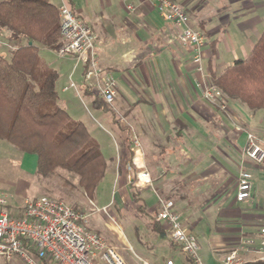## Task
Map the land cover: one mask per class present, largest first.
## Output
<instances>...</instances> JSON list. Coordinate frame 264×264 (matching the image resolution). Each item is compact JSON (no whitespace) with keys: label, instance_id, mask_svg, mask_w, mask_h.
Instances as JSON below:
<instances>
[{"label":"crops","instance_id":"obj_1","mask_svg":"<svg viewBox=\"0 0 264 264\" xmlns=\"http://www.w3.org/2000/svg\"><path fill=\"white\" fill-rule=\"evenodd\" d=\"M64 1L96 33L98 60L117 78L115 107L126 120L128 118L136 125L143 139L144 155L140 158L151 173L154 189L134 185V172L130 170L133 151L126 124L112 122L108 112L95 109L111 127L115 139L116 155L104 156L107 163L116 161L111 169L120 183L116 194L121 206L125 209L128 206L121 189L125 176L129 186L134 185L133 188L131 185L132 192L139 193L137 199L130 193L128 201L134 204L131 211L144 215L151 230L162 237L170 239L168 225L154 219L159 210L158 196L174 201L176 210L192 232L203 229L205 218L215 214L218 218L209 228L216 233H193L198 237L200 248L207 244L217 255L213 261L218 264L224 255L217 254V249L228 243L225 233L253 228L249 234L256 235L257 222H264V163L239 161L238 154L242 155L247 142V130L230 127L223 137L224 143L217 141L219 135L210 124L214 120L219 124L221 116L203 98L202 90L205 83L209 84L212 76L219 73L218 65L224 70L241 59L239 56L248 57L264 32V0H175L188 13L189 25L206 36L202 48V73L193 63L195 47L178 39L180 28L164 21L152 1L101 0V11L92 9L94 7L89 10L81 1ZM61 2L58 0L56 5ZM129 5L134 9H129ZM77 92L82 95L80 90ZM91 116L89 122H97L98 118L94 114ZM254 118V114H249L248 123L253 130L250 132L264 140V130L259 129V121L253 122ZM77 120L82 121L91 133L84 120ZM146 149L153 152V162L147 160ZM208 149L220 154L221 160L207 156ZM20 161L33 164L37 157L24 153ZM242 170L253 173L254 183L252 197L240 202L237 200V180ZM169 182L175 183L176 188L164 193L165 184ZM209 183L211 185L207 187ZM226 183H232V192L223 189ZM197 196L201 198L200 202L194 201ZM229 221L234 226L221 229ZM154 222L162 226L161 232L154 229ZM221 223L224 225H219Z\"/></svg>","mask_w":264,"mask_h":264},{"label":"built area","instance_id":"obj_2","mask_svg":"<svg viewBox=\"0 0 264 264\" xmlns=\"http://www.w3.org/2000/svg\"><path fill=\"white\" fill-rule=\"evenodd\" d=\"M150 1L164 21L180 28L178 39L195 47L193 63L202 73L205 34L189 25L188 13L175 0ZM128 8L134 9L133 5ZM58 11L62 41L57 50L58 55L74 57L75 68L82 64L83 86L95 91L97 100L105 108L116 109L117 78L112 70L103 67L98 60L96 33L66 1L62 0ZM68 87L78 91L79 86L73 74ZM202 93L203 98L211 103L222 97V92L213 84L205 83ZM80 98L86 106V96L80 95ZM117 113L118 119L126 123L125 117ZM130 142L133 151L130 170L134 172L132 180L135 187L154 189L151 173L140 158L144 155L141 142L133 131L130 132ZM243 154L252 163H264V140L249 132ZM253 181L252 172H240L237 180L238 201L243 202L252 197ZM158 203L159 210L154 219L168 225L170 239L188 254L193 264H207L199 254L198 237L185 225L174 201L158 196ZM9 204L6 197L0 194V257L5 260L19 259L23 264H126L116 248L109 245L104 237L87 229L86 215L71 205L41 196L26 200L20 214L14 215ZM241 242L242 245L228 251L218 264L264 262V224L260 225L256 235L247 236ZM248 251H252L256 257L247 258ZM168 264H172V261H168Z\"/></svg>","mask_w":264,"mask_h":264},{"label":"rangeland","instance_id":"obj_3","mask_svg":"<svg viewBox=\"0 0 264 264\" xmlns=\"http://www.w3.org/2000/svg\"><path fill=\"white\" fill-rule=\"evenodd\" d=\"M52 1L55 4L58 3V0ZM79 1H81L83 6L87 7L89 10L92 7H94L92 9H96L97 11L103 10L101 0H77V2ZM14 47V43L10 40L7 31L0 30V52L9 56L10 50ZM40 56L47 66L58 71L59 78L57 81V90L60 95L59 104L66 108L74 119H82L89 125L92 136L102 144V151L106 157L109 158L115 156L116 143L114 136L111 134V127L106 123V120L100 117L95 111V108H93L91 104L92 99L89 95L81 92L82 95H85L87 98L86 107L85 102L81 100L77 90L68 87L70 85L71 75L73 74V79L77 81L79 86L78 90H82L84 87L82 77L84 69L83 65L79 64L75 68L76 60L74 57H61L58 55L57 51L45 47H41ZM239 58L244 59L243 55L239 56ZM222 69L223 66L218 65L219 73ZM208 83L212 84L210 80ZM64 86H67V90L63 89ZM99 102L102 103L101 101ZM209 103L211 104L212 109L221 116V122H219V124L216 120L212 121L213 123L210 124L213 125L214 130H216L219 135L217 141L224 143L225 139H223V137L227 134L226 131L233 126L238 130L243 129L249 132L253 131L248 123L249 114L255 115L253 122L259 121L257 123L260 126L259 129L262 131L264 130V108L251 110L246 104L236 99L229 98L223 93L222 97L215 103ZM103 109L108 112V118H110V121H120L118 119L119 115L117 109H107L105 107ZM93 114L98 118L97 122L92 121L96 125L89 122V119L92 120L91 115ZM126 121V132L129 133V137L130 132L133 131L142 145L143 139L138 129L136 130V125H132L131 120L128 118ZM203 128H205V126H203ZM3 144L7 145V147H3ZM146 150L147 160L153 162V152L148 149ZM211 150L212 149H208V152L205 154L211 158L221 160V155ZM12 152L13 154L11 155ZM22 155H24V153L14 146L9 145L5 141L0 142V194L4 195L9 201V209L14 215L23 208L26 200L47 196L56 200H61L71 205L75 210L84 213L86 215L87 229L104 237L109 245L116 248L126 264H168V261H172V264H193L192 259L188 254L181 250L179 245L171 242L167 236L162 237L161 235L155 234L151 230L149 220L144 215H136L131 211L132 209L130 208L134 207V204L128 200L130 199V193L132 192L131 185L132 188L134 185L131 184L129 186V181L125 176L121 182V189L128 202V206H126V209L121 206L119 195L116 194L119 192L120 183L118 182L116 174L111 169L112 164H115L116 161H108L106 174L99 183L95 194L91 199L79 185V176L76 173L59 169L56 173H53L48 177H42L36 170L37 161H34L33 164L30 161H20ZM238 158L239 161L242 159H244L243 161H251L244 156L243 152L242 155L240 153L238 154ZM120 162L121 161H119V163ZM154 162L158 163L159 161ZM119 168L120 166L117 169L118 172ZM210 185L211 184L209 183L206 186L208 187ZM175 188V183H166L164 193L174 191ZM223 189L231 192L234 190L232 183H226ZM194 201L200 202L201 198L197 196ZM104 208H107V211H104ZM208 218H205L204 220L205 227H203V229L197 228L193 231L195 234L198 233V235H201L202 233L210 234L217 232L209 227L212 226L215 218H218V216L212 214V216H208ZM263 224L264 222H257L258 227ZM219 225L224 224L221 223ZM233 226L234 223L229 221L226 222L221 229H230V227ZM252 229L253 228L244 229V231L239 233H225L224 238L228 239V243L227 245L218 248L216 253L225 255L228 251L238 248L242 245L241 241L243 238L251 236L254 231ZM250 232L251 234H249ZM199 254L207 264H217V262L215 263V261H213L214 257L217 258V255L215 256L213 254L207 244L199 249ZM246 255V257L250 259L256 257L252 251H248ZM0 264L23 263L18 262L16 259L5 260L0 257ZM245 264H264V262L246 261Z\"/></svg>","mask_w":264,"mask_h":264},{"label":"trees","instance_id":"obj_4","mask_svg":"<svg viewBox=\"0 0 264 264\" xmlns=\"http://www.w3.org/2000/svg\"><path fill=\"white\" fill-rule=\"evenodd\" d=\"M0 30L15 46L9 56L0 52V141L36 155L42 177L59 169L76 173L92 199L107 160L86 125L59 104L58 71L40 56L41 47L57 51L62 43L58 6L52 0H0ZM211 83L251 110L264 108V32L248 57L213 75ZM81 92L104 110L95 91L84 86ZM153 227L162 230L157 222Z\"/></svg>","mask_w":264,"mask_h":264}]
</instances>
